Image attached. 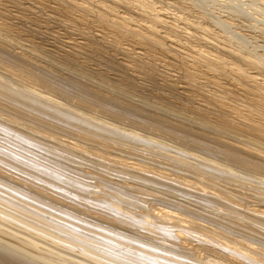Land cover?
Segmentation results:
<instances>
[{
  "label": "bare ground",
  "instance_id": "obj_1",
  "mask_svg": "<svg viewBox=\"0 0 264 264\" xmlns=\"http://www.w3.org/2000/svg\"><path fill=\"white\" fill-rule=\"evenodd\" d=\"M191 1L0 0V264H264V58Z\"/></svg>",
  "mask_w": 264,
  "mask_h": 264
},
{
  "label": "rangeland",
  "instance_id": "obj_2",
  "mask_svg": "<svg viewBox=\"0 0 264 264\" xmlns=\"http://www.w3.org/2000/svg\"><path fill=\"white\" fill-rule=\"evenodd\" d=\"M154 1H155L154 2L155 5L157 6L162 5L164 8H167L169 12L174 11V13H179V14L181 13L180 15L186 16L190 19H195L198 21L200 20V17L198 14L199 8L192 6L190 3L192 2L191 0H154ZM173 1L174 2L178 1V5L180 7L176 8L174 6ZM200 7H201V10L203 9V11L207 9V13L209 10V13H211V15H213L216 19L218 18L219 21L220 20L231 21L232 23H234L233 25L232 24L228 25L226 24V22L220 25L213 24L210 28H212L213 31L215 30L214 32H219L220 35L222 34L221 36L223 37L225 36L229 37L233 45L234 44L240 45L241 51L242 49H245L242 52L245 55L247 53L248 56L255 57V54L256 56L261 54L263 55V58H264V0H201ZM175 8L178 10H176ZM187 10L188 11L191 10V11L188 12ZM242 10L244 11V13ZM221 26L223 28H221ZM229 48L232 49V47H229ZM249 50L250 51L253 50L252 53H254V55ZM246 51H249V52H246ZM243 67L246 68L248 72L250 71L249 73L254 71L253 69H250V66H247L245 64L243 65ZM0 229L15 235L20 239L25 240L24 236L18 235L13 230H10L9 228L5 226L1 225ZM5 237L22 245V243H19L18 240H15L8 236H5ZM39 247L48 249L46 246L42 244H39Z\"/></svg>",
  "mask_w": 264,
  "mask_h": 264
}]
</instances>
